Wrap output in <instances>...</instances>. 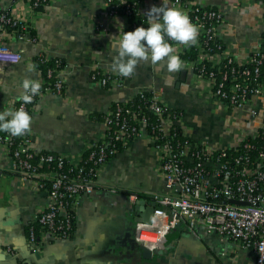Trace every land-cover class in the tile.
I'll return each mask as SVG.
<instances>
[{
	"label": "crops",
	"instance_id": "0c3cea01",
	"mask_svg": "<svg viewBox=\"0 0 264 264\" xmlns=\"http://www.w3.org/2000/svg\"><path fill=\"white\" fill-rule=\"evenodd\" d=\"M32 1L0 0V6L32 9ZM105 2L55 0L33 11L26 36L10 39L24 59L0 71V111L8 109L10 99H21L25 78L42 76L29 62L41 50L64 62V95L43 96L40 112L32 116L37 150L84 155L87 146L102 138L104 116L109 110L146 88L160 90L170 107L184 112L192 139L228 147L238 135L256 130L245 111L230 110L219 100L207 99L187 68L168 73L166 65L157 70L150 61L141 62L131 78L123 76L122 87L108 88L95 82L91 70L96 64L104 72L118 74L113 70L117 52L112 37L120 34L118 22L123 23L122 31L126 26L123 18L107 17ZM197 2L224 12L218 38L238 58L245 59L257 49L264 51V0ZM152 3L161 6L163 0ZM98 22L105 32L98 28ZM165 79L174 81L172 86ZM151 145L150 134L144 130L111 159L97 190L81 200L72 236L44 245L31 244L28 239L30 227L46 203V194L24 183L13 172L9 157L0 152V264H257L252 249L239 247L233 240L202 227L191 232L184 223L168 234L162 248L149 249L152 252L146 254L136 242V225L144 222L154 194L165 187Z\"/></svg>",
	"mask_w": 264,
	"mask_h": 264
},
{
	"label": "built area",
	"instance_id": "2783aa9c",
	"mask_svg": "<svg viewBox=\"0 0 264 264\" xmlns=\"http://www.w3.org/2000/svg\"><path fill=\"white\" fill-rule=\"evenodd\" d=\"M53 1L33 0L32 9L0 6V71L24 59L23 52L13 48L10 39L26 36L33 11ZM114 1L124 3L123 12L112 4ZM169 3L187 11L199 29L194 45L169 41L184 68L193 72L207 99L219 100L230 110L245 111L256 130L238 135L228 147L192 139L184 112L170 107L160 90L146 88L137 94L141 102L134 103L130 98L109 110L104 116L102 138L87 146L82 156L37 150L32 125L30 132L19 137L0 131V152L9 157L13 172L32 189L46 194V203L35 220L39 229L31 225L29 243L44 245L49 240L70 238L81 200L97 190L110 160L146 130L157 153L156 170L165 187L153 196L156 208L152 223L137 222L136 242L151 250L160 249L168 234L184 223L191 232L202 227L233 240L239 247L252 249L256 263L264 264V51L257 49L245 59L238 58L219 42L218 27L225 20L222 10L204 7L197 0ZM153 6L152 0H106L105 14L109 19L123 18V30L134 31L137 24L128 19L142 16L148 26L147 13ZM98 28L105 32L100 22ZM29 62L35 68L37 62L47 67L46 76L36 79L42 85L40 93L28 104L22 99H10L6 110L23 106L33 116L40 112L43 96L64 95L65 78L62 60L50 56L47 50H41ZM91 78L108 88L124 85L123 76L104 72L97 64ZM149 116L154 118L150 121Z\"/></svg>",
	"mask_w": 264,
	"mask_h": 264
},
{
	"label": "clouds",
	"instance_id": "9594fccd",
	"mask_svg": "<svg viewBox=\"0 0 264 264\" xmlns=\"http://www.w3.org/2000/svg\"><path fill=\"white\" fill-rule=\"evenodd\" d=\"M147 27L139 26L134 31H122V22H118L119 36H113V48L117 55L113 58V70L119 75L131 78L141 62L149 61L157 70L166 65L168 73L180 72L185 65L177 54V49L169 41L181 45L197 43L199 29L191 21L187 11L163 0L161 6H153L147 13ZM168 86L174 81L165 79ZM21 87V99L24 104L31 103L40 93L41 82L25 78ZM184 87L183 84L180 85ZM32 116L21 106L12 110L0 111V131L12 136H24L31 130Z\"/></svg>",
	"mask_w": 264,
	"mask_h": 264
},
{
	"label": "trees",
	"instance_id": "16d2710c",
	"mask_svg": "<svg viewBox=\"0 0 264 264\" xmlns=\"http://www.w3.org/2000/svg\"><path fill=\"white\" fill-rule=\"evenodd\" d=\"M112 4H113V5H114V4H117V5H118V8H119V11H120V12H123L122 10H123L124 3L120 2V1H119V2H118V1H114V3H112ZM42 7H43V5H39V6L36 8V10H42ZM132 21H133L134 23L137 24V25H136V28L139 27V26L147 27L146 22L143 21V17H142V16L132 15V16H131V19H128V22L132 23ZM130 27H132V26H130ZM219 40H220V39H219ZM219 42H221L222 44H224L221 40H220ZM224 45H225V44H224ZM61 60H62V59H61ZM62 62H63V60H62ZM37 65H38V69H39L40 72H41V75H42V76H46V70H47L46 65H45V64H42V63H40V62H37ZM50 65H51V66L53 65L52 62L50 63ZM63 65H64V62H63ZM48 80H49V79H48ZM132 99H133V102H134V103L141 102V96H140V95H136V96L132 97ZM153 118H154L153 116H152L151 118H150V116H149V120H150V121H151ZM124 149H125V148H124ZM122 150H123V149H122ZM122 150H121V151H122ZM34 225L36 226L37 229H39V224H38V223H34Z\"/></svg>",
	"mask_w": 264,
	"mask_h": 264
},
{
	"label": "water",
	"instance_id": "95a60500",
	"mask_svg": "<svg viewBox=\"0 0 264 264\" xmlns=\"http://www.w3.org/2000/svg\"><path fill=\"white\" fill-rule=\"evenodd\" d=\"M186 74V71L184 70L182 72V78L184 77L183 75ZM233 203H240L239 200H232ZM155 208H156V203L155 202H151L149 208L147 209V212H146V215H145V218H144V222L145 223H152L153 221V217H154V213H155ZM145 252L146 254H150L152 251H150L148 248L142 246L141 247Z\"/></svg>",
	"mask_w": 264,
	"mask_h": 264
}]
</instances>
